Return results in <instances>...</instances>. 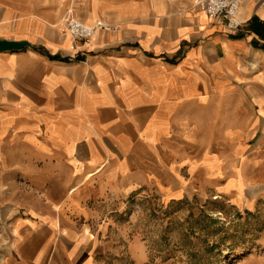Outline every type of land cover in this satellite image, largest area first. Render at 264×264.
<instances>
[{
    "label": "crops",
    "instance_id": "obj_1",
    "mask_svg": "<svg viewBox=\"0 0 264 264\" xmlns=\"http://www.w3.org/2000/svg\"><path fill=\"white\" fill-rule=\"evenodd\" d=\"M78 5L85 11L77 15ZM0 7V39L31 43L0 52L3 117L17 120L31 142L41 165L30 178L45 189L0 192V264H103L107 242L93 223L77 222L93 216L102 181L121 194L147 172L136 153L180 152L153 167L169 169L176 183L215 179L217 193L237 200L249 187L250 205L257 199L264 0H240L237 29L197 0H0ZM70 16L118 29L76 39L65 27ZM212 144L229 154L216 158Z\"/></svg>",
    "mask_w": 264,
    "mask_h": 264
},
{
    "label": "rangeland",
    "instance_id": "obj_2",
    "mask_svg": "<svg viewBox=\"0 0 264 264\" xmlns=\"http://www.w3.org/2000/svg\"><path fill=\"white\" fill-rule=\"evenodd\" d=\"M74 9L77 15L85 11L79 5ZM8 107L0 103V192L45 191L30 178L41 160L31 142L16 131L17 120L4 118ZM211 146L216 158L229 154L227 146ZM180 154L136 153V161L147 167L144 175L131 178L121 194L115 184L113 189L103 181L96 189L105 194L91 201L93 216L77 223H93L98 238L107 242L103 264H264V185L258 184L259 196L250 205L249 198L256 194L249 187L237 200L217 193L215 179L208 185L187 184L183 178L176 183L169 169L153 167L154 162L174 163ZM5 246L6 234L0 249Z\"/></svg>",
    "mask_w": 264,
    "mask_h": 264
},
{
    "label": "built area",
    "instance_id": "obj_3",
    "mask_svg": "<svg viewBox=\"0 0 264 264\" xmlns=\"http://www.w3.org/2000/svg\"><path fill=\"white\" fill-rule=\"evenodd\" d=\"M197 4L203 7L209 15L225 19L230 29H237L242 24L238 18L240 0H197ZM65 27L72 37L80 40L88 39L98 31L118 29L117 25L110 23L98 21L87 24L74 17H68L66 19Z\"/></svg>",
    "mask_w": 264,
    "mask_h": 264
},
{
    "label": "water",
    "instance_id": "obj_4",
    "mask_svg": "<svg viewBox=\"0 0 264 264\" xmlns=\"http://www.w3.org/2000/svg\"><path fill=\"white\" fill-rule=\"evenodd\" d=\"M25 46H31V43L27 40L0 39V52L22 49Z\"/></svg>",
    "mask_w": 264,
    "mask_h": 264
}]
</instances>
